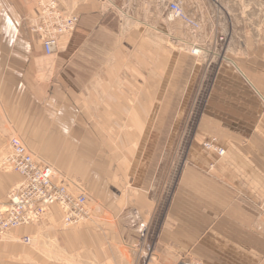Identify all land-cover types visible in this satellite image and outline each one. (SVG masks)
<instances>
[{"label":"crops","instance_id":"0c3cea01","mask_svg":"<svg viewBox=\"0 0 264 264\" xmlns=\"http://www.w3.org/2000/svg\"><path fill=\"white\" fill-rule=\"evenodd\" d=\"M0 4V150L17 134L41 163L57 162L55 181L84 193L98 218L62 228V214L53 207L55 223L46 217L0 241V264H178L188 257L201 264H264V66L256 70L239 61L210 69L188 165L164 207L151 188L160 158L152 163L137 152L123 155V147L113 160L93 156L88 147L107 144L88 142L80 118L93 106L83 101H97L107 111L99 116L116 112L131 122L134 102H141L144 115L157 120L148 131L160 133L167 108L154 101L178 94L183 102L209 72L208 64L173 49L170 41L183 39L177 30L184 25L146 13L141 30L133 24L120 30L119 40L95 44L90 41L99 33L118 34L98 27L103 14H91L98 19L94 27L82 28L81 20L71 41L45 58L40 46L27 42L17 5ZM213 138L225 149L220 159L198 151ZM19 181L0 168V204Z\"/></svg>","mask_w":264,"mask_h":264},{"label":"rangeland","instance_id":"374dc122","mask_svg":"<svg viewBox=\"0 0 264 264\" xmlns=\"http://www.w3.org/2000/svg\"><path fill=\"white\" fill-rule=\"evenodd\" d=\"M39 1L41 0H8L9 3H13L12 6L16 4L19 8V11L22 12L21 30L24 31L25 35H27V42L36 47L40 46L41 48L39 37L32 34L29 30L31 20L36 16V13L34 16V12H36L38 9L37 2ZM55 1L58 3V6L63 12L66 14L75 15L77 17V23L73 32L69 36H65L62 41L59 40L58 48L52 56H45L41 50L42 55L45 58H52L55 54H57L59 46L67 43L71 36L77 32L78 28H80L81 20L84 22L82 24V28L86 29L94 27L93 25L97 23L98 19L96 18L95 21L92 20L94 17H90L91 14H103L104 16L101 18L102 20L99 21L100 26L98 27H101L102 23V25H105L107 29L112 30L114 32L113 34H118L112 37L109 33H99L97 38H94V40L90 41L94 42L95 44H109L111 42H115V39L119 40L121 38L120 30L126 29V27L133 24L135 28H138L137 30H141L140 24L143 23L141 19L144 18L146 13L158 15L161 12L162 17H165L166 22H177H169L167 19L168 12L166 7L168 6V3L172 1H178L181 4L184 12L189 17L200 22L202 32L201 35L204 39L209 40V43L206 46V52L203 55L199 57H193L191 55V48L195 42L191 41L192 38L189 34V31L184 26V29L181 31L180 29L177 30L178 32L184 33V36H182L183 39L180 41L181 43L177 42L176 40H171L170 42L173 44V46H175L173 47L175 52L186 53L194 60H197V62H204L205 65L208 64L207 67L209 72L201 76L203 79H201L199 76L195 85L192 86L193 89L191 95L188 93V95L192 98L189 99L187 95L184 101L181 102L179 95L177 94L172 100H166L160 104L159 101H154L156 102V108H161V106L167 108V117H165L163 123L164 127L160 133L154 134V132H152L155 127H150L151 131H148L149 126L156 124L157 120L154 118L155 114H152L151 117L144 115L142 108H140V106H142L140 105L141 102H134V108L136 105H139L138 108H136V111H133V119L131 122H128L127 120H124L125 118H123L121 115L116 116V112L111 118L110 116L105 115L99 116L98 114H105V112H107L104 107V102L83 101L85 104H93L92 107H88L91 108V110H86L84 114H81L82 117L80 118L85 122V137L87 141H93L95 143L103 142L107 144H103L104 146L102 147H88V152L90 154L92 153L93 156L97 155L103 158L109 157L112 158V160L114 159L115 155L119 157L120 153L123 155H130L132 152L139 153L138 157H142L144 159H147L148 156L153 157L152 163L157 162V160L160 158V165L157 166L159 172L157 170L158 175L156 172L157 176H155L156 179L154 178L152 181L151 188L154 189L153 192H156L157 195L161 194V203H163L162 206L165 207L174 188L176 187L181 171L188 165L187 157L193 135V129L198 122L200 112L203 108V100L211 82L212 72L210 69H213L214 66L217 65L233 68L234 64L238 65L237 62L239 61L244 65L248 64L250 67H256V70L257 68L258 70L261 68L260 65L264 66V0ZM132 18L135 20L133 21ZM220 37H223L224 41L220 43L218 41L217 47H215L214 42ZM107 53H102L101 56H108ZM127 55L128 57H131L132 54L125 53V57ZM134 60L136 59L133 58V61ZM133 61H130L129 59V61L126 62H129L132 65ZM91 88H93V86ZM262 106L264 109V103ZM96 107L98 110L96 111V114L93 115ZM175 113L178 115L174 116ZM142 116L144 117L142 118ZM175 128H177L176 132L174 131ZM12 137L19 136L17 134H12L9 136V140ZM156 137L158 142L157 146L154 149H150L148 146L151 145L150 142L155 140ZM133 144H135V148L131 147ZM213 146L223 150L222 147L217 146V140L213 138L201 142V144L198 146V151L201 154L207 155L209 157L215 156L217 159L222 158V156L219 157L216 152L211 150ZM116 148H122L121 152L118 154L115 153L117 150ZM7 151V146L6 148H2V150H0V160L7 153ZM223 151L225 154V149ZM55 163L57 162L50 160L47 161L46 165L51 166L57 171ZM9 189L6 192V195ZM89 206L90 201L86 205L89 215L88 220L81 223L80 225L96 218L94 216L93 210H91L92 207L90 208ZM53 210L54 209L52 208L50 215L47 216L46 222L55 221L53 218L55 216ZM59 224L62 228L71 227L64 226L62 224V219H60ZM74 227L76 228L78 226ZM46 251L51 252L49 249H46ZM194 263L201 264V262L193 260L189 257L182 260L178 264Z\"/></svg>","mask_w":264,"mask_h":264},{"label":"built area","instance_id":"2783aa9c","mask_svg":"<svg viewBox=\"0 0 264 264\" xmlns=\"http://www.w3.org/2000/svg\"><path fill=\"white\" fill-rule=\"evenodd\" d=\"M37 8L29 30L39 37L43 54L52 56L59 40L73 32L77 17L63 12L55 0H41L37 2ZM166 9L168 21L181 22L189 31L191 41L195 42L191 55H203L209 40L201 35L200 22L189 17L178 1L168 3ZM218 41L223 42L224 38L216 39L215 47ZM7 148L0 162L1 168L17 174L20 181L9 189L7 202L0 204V241L12 230L41 224L53 207L62 211V224L66 227L77 226L88 220L87 196L84 193L73 192L57 183L53 168L37 160L17 137L10 138ZM211 150L219 157L224 155L223 150L214 146ZM21 241L30 243L27 237Z\"/></svg>","mask_w":264,"mask_h":264},{"label":"bare ground","instance_id":"6f19581e","mask_svg":"<svg viewBox=\"0 0 264 264\" xmlns=\"http://www.w3.org/2000/svg\"><path fill=\"white\" fill-rule=\"evenodd\" d=\"M42 1H44V0H42ZM224 58V57H223ZM229 61V60H228ZM231 62V61H230ZM19 139V138H18ZM20 140V139H19ZM21 141V140H20ZM25 146V145H24ZM224 150V149H223ZM29 151V150H28ZM30 152V151H29ZM31 153V152H30ZM32 154V153H31ZM33 155V154H32ZM3 158V157H2ZM1 158V159H2ZM1 161V160H0ZM0 167H1V165H0ZM3 170V169H2ZM54 170V169H53ZM7 172V171H6ZM13 173V172H12ZM60 210V209H59ZM61 211V210H60ZM62 212V211H61ZM63 214V213H62ZM85 222V221H84ZM80 225V224H79ZM78 226V225H77ZM71 227H74V226H71Z\"/></svg>","mask_w":264,"mask_h":264}]
</instances>
